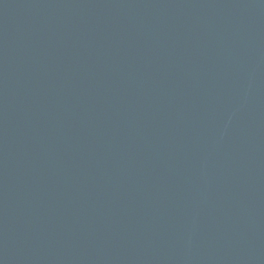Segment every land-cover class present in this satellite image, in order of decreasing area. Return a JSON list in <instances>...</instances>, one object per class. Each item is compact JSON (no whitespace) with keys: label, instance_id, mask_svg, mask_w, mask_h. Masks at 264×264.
<instances>
[{"label":"water","instance_id":"95a60500","mask_svg":"<svg viewBox=\"0 0 264 264\" xmlns=\"http://www.w3.org/2000/svg\"><path fill=\"white\" fill-rule=\"evenodd\" d=\"M0 264H264V0H0Z\"/></svg>","mask_w":264,"mask_h":264}]
</instances>
